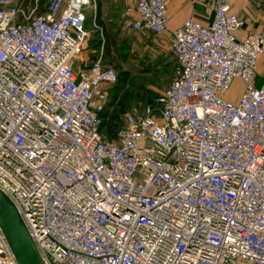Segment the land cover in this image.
<instances>
[{
    "label": "built area",
    "instance_id": "1",
    "mask_svg": "<svg viewBox=\"0 0 264 264\" xmlns=\"http://www.w3.org/2000/svg\"><path fill=\"white\" fill-rule=\"evenodd\" d=\"M41 1L0 0V192L43 264H264V29L239 37L228 0L185 18L178 77L108 140L117 74L82 57L93 0ZM122 28L165 33L166 0H136Z\"/></svg>",
    "mask_w": 264,
    "mask_h": 264
},
{
    "label": "rangeland",
    "instance_id": "2",
    "mask_svg": "<svg viewBox=\"0 0 264 264\" xmlns=\"http://www.w3.org/2000/svg\"><path fill=\"white\" fill-rule=\"evenodd\" d=\"M24 1L28 6L34 0ZM228 1L240 8L242 18L252 20L253 24L264 22V0ZM89 10L90 7L85 11L87 21L83 52L87 54L86 59L99 56L102 63L113 68L117 74V82L109 92L104 112L103 129L111 137L121 125L125 113L132 110L143 113L147 107H154V99L178 77V71L170 51L171 41L151 32L135 36L123 31H105L102 26L94 27L88 17ZM236 95L234 90L229 93L231 99Z\"/></svg>",
    "mask_w": 264,
    "mask_h": 264
},
{
    "label": "crops",
    "instance_id": "3",
    "mask_svg": "<svg viewBox=\"0 0 264 264\" xmlns=\"http://www.w3.org/2000/svg\"><path fill=\"white\" fill-rule=\"evenodd\" d=\"M135 3L136 0H93L91 4L92 6H90L88 16L90 17L91 25L94 27L98 26L99 28L100 26H102L105 31H123L127 33H133L135 34V36L142 35L146 31L135 32L122 28L125 10H127L128 8H133ZM214 3L215 0H166V8L168 14V30L160 35L155 34V36L172 42V31L176 27H178L182 23V21L187 17H193L196 20L200 21L202 24H209L213 17ZM229 4L233 12L236 13L237 16L242 18V16H240V8L231 4L230 1ZM132 18H135L134 14L132 15ZM244 20L246 22V25L243 30L237 33L239 37H243L244 35L251 34L254 32H259L264 29V22L262 21L253 24L252 20ZM82 57H84L85 59L87 58L86 52H82ZM98 57L99 56H95L94 59H97ZM88 60L91 61L92 59L88 58ZM72 65L76 70L78 64L73 62ZM263 77L264 56L260 57L257 63V86H260L262 84ZM236 84L238 85V82H236ZM233 99H236V97Z\"/></svg>",
    "mask_w": 264,
    "mask_h": 264
},
{
    "label": "water",
    "instance_id": "4",
    "mask_svg": "<svg viewBox=\"0 0 264 264\" xmlns=\"http://www.w3.org/2000/svg\"><path fill=\"white\" fill-rule=\"evenodd\" d=\"M0 230L9 244L16 264H43L15 209L1 192Z\"/></svg>",
    "mask_w": 264,
    "mask_h": 264
},
{
    "label": "trees",
    "instance_id": "5",
    "mask_svg": "<svg viewBox=\"0 0 264 264\" xmlns=\"http://www.w3.org/2000/svg\"><path fill=\"white\" fill-rule=\"evenodd\" d=\"M40 3H42V2H40ZM41 9H39L38 10V12L37 13H41ZM87 21V20H86ZM85 25H86V23H85ZM93 47H96V46H94L93 45ZM92 47V48H93ZM92 60L94 59V58H91ZM112 89V88H111ZM153 105H155L154 104V102H153ZM105 112V109L102 111V113H101V115H100V117H101V126H100V132H101V134L106 138V139H108V140H112V139H114L115 138V135H116V132H117V130H116V132H114L112 135H111V137H109V132H106L104 129H103V126H104V120H105V117H106V113H104ZM110 119V118H109ZM108 136V137H107Z\"/></svg>",
    "mask_w": 264,
    "mask_h": 264
}]
</instances>
